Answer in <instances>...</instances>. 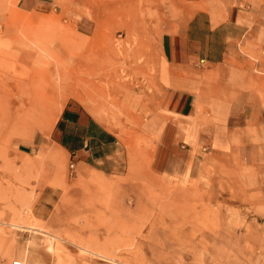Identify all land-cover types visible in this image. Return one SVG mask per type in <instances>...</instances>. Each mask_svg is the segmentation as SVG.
I'll return each instance as SVG.
<instances>
[{
  "label": "rangeland",
  "instance_id": "obj_1",
  "mask_svg": "<svg viewBox=\"0 0 264 264\" xmlns=\"http://www.w3.org/2000/svg\"><path fill=\"white\" fill-rule=\"evenodd\" d=\"M183 5L0 0V264H264V235L251 224L249 200L223 184L232 178L247 181L248 191L264 189L263 163L256 177L250 162L206 160L216 181L210 191L205 181L148 171L150 142L140 125L158 103L153 63L161 38L177 31ZM260 56L255 73L264 77ZM30 95L37 104L26 113ZM70 99L117 134L104 168L128 184L105 186L103 200L78 193L74 163L49 148ZM51 186L65 197L40 219L34 209Z\"/></svg>",
  "mask_w": 264,
  "mask_h": 264
},
{
  "label": "crops",
  "instance_id": "obj_2",
  "mask_svg": "<svg viewBox=\"0 0 264 264\" xmlns=\"http://www.w3.org/2000/svg\"><path fill=\"white\" fill-rule=\"evenodd\" d=\"M183 2L177 31L158 44L153 63L158 103L140 130L150 142V174L187 183L205 181L204 191H210L215 180L204 170L206 160L250 162L256 177L259 164H264V98L259 95L264 77L255 73L262 66L255 57L262 55L264 64V0ZM50 133L49 148L74 163L78 193L103 200L105 186L122 191L128 184L112 178L124 174L104 168L117 151V134L79 101L64 104ZM227 168L236 176L232 166ZM223 184L232 190L230 184H235L236 193L243 194L238 199L249 200L245 208L253 211L251 224L264 235V189L248 191L247 181L232 178ZM40 196L34 210L44 219L60 208L65 193L51 186Z\"/></svg>",
  "mask_w": 264,
  "mask_h": 264
},
{
  "label": "bare ground",
  "instance_id": "obj_3",
  "mask_svg": "<svg viewBox=\"0 0 264 264\" xmlns=\"http://www.w3.org/2000/svg\"><path fill=\"white\" fill-rule=\"evenodd\" d=\"M42 82H45V81H42ZM43 84V83H42ZM27 103H28V110L26 111V113H28L30 110H32L33 108H34V105L35 104H37V102H36V98L34 97H32V95H30V97L27 99ZM30 116V115H29ZM28 116V118L26 117V119L27 120H30V119H32V117L30 118ZM22 119H24V118H22ZM27 120H24V121H27ZM31 121V120H30ZM28 123V122H27ZM25 126V125H24ZM26 128L27 129H29L30 130V127L29 126H26ZM27 129H24V130H27ZM12 131V130H11ZM22 131V130H21ZM10 132V131H9ZM14 132V131H13ZM25 133H26V131H25ZM11 135H13V134H11Z\"/></svg>",
  "mask_w": 264,
  "mask_h": 264
},
{
  "label": "built area",
  "instance_id": "obj_4",
  "mask_svg": "<svg viewBox=\"0 0 264 264\" xmlns=\"http://www.w3.org/2000/svg\"><path fill=\"white\" fill-rule=\"evenodd\" d=\"M70 167H71V168H73V167H74V165L72 164ZM12 264H23V263H22V262H20V261H14Z\"/></svg>",
  "mask_w": 264,
  "mask_h": 264
}]
</instances>
